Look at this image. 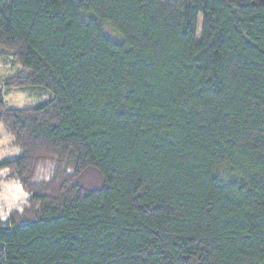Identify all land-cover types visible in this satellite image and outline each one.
<instances>
[{
  "label": "trees",
  "instance_id": "1",
  "mask_svg": "<svg viewBox=\"0 0 264 264\" xmlns=\"http://www.w3.org/2000/svg\"><path fill=\"white\" fill-rule=\"evenodd\" d=\"M0 57V264H264V0H0Z\"/></svg>",
  "mask_w": 264,
  "mask_h": 264
},
{
  "label": "rangeland",
  "instance_id": "2",
  "mask_svg": "<svg viewBox=\"0 0 264 264\" xmlns=\"http://www.w3.org/2000/svg\"><path fill=\"white\" fill-rule=\"evenodd\" d=\"M197 36L198 38L201 36V19ZM21 72L22 67L19 63H13L11 59L0 57V77L2 79ZM51 97L52 93L48 90L31 93L17 89L7 91L4 98L8 105L22 107L37 104ZM0 136V161L4 158L15 157L19 153V149L12 144L11 137L2 125H0ZM8 173L11 174L6 176ZM27 196V192L22 188L14 173L8 170L0 171V218H5L13 208L22 207Z\"/></svg>",
  "mask_w": 264,
  "mask_h": 264
},
{
  "label": "crops",
  "instance_id": "3",
  "mask_svg": "<svg viewBox=\"0 0 264 264\" xmlns=\"http://www.w3.org/2000/svg\"><path fill=\"white\" fill-rule=\"evenodd\" d=\"M2 135V134H1ZM1 137V136H0Z\"/></svg>",
  "mask_w": 264,
  "mask_h": 264
}]
</instances>
